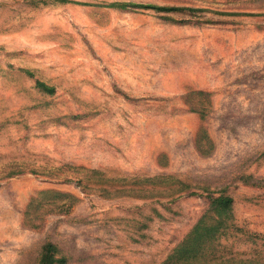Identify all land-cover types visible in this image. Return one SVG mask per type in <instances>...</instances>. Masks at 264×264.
<instances>
[{"label":"rangeland","instance_id":"1","mask_svg":"<svg viewBox=\"0 0 264 264\" xmlns=\"http://www.w3.org/2000/svg\"><path fill=\"white\" fill-rule=\"evenodd\" d=\"M262 151L264 0H0V264H164L222 194L203 261L264 264Z\"/></svg>","mask_w":264,"mask_h":264},{"label":"trees","instance_id":"2","mask_svg":"<svg viewBox=\"0 0 264 264\" xmlns=\"http://www.w3.org/2000/svg\"><path fill=\"white\" fill-rule=\"evenodd\" d=\"M112 6L115 7H126L129 6L127 4H112ZM135 6V5H134ZM135 7H143V8H154L159 9L162 11L167 12H173L178 11L181 8H169V7H158L154 5H136ZM36 86L43 92H47L49 94H52L54 92L53 87H48L45 83L41 81H36ZM261 157L264 159V151H262ZM90 173V171H88ZM92 174H98L96 171H92ZM159 177H151L148 180H145V182H157ZM170 178H166L165 181H168ZM78 185L85 187L82 185V181H77ZM179 187L178 190L181 192L187 190L189 188V185H185L181 181H168L167 187ZM165 187V188H167ZM122 193H126V195H129L134 190L130 191H123L120 190ZM179 192V193H181ZM177 193V194H179ZM232 198L228 195H219V196H211L209 195V203L207 207V213L210 214L209 218L211 219L209 223H207V227L204 228V225H201V222L199 224L196 223L194 229L185 237V239L179 243L174 250L172 251V254L168 257L167 261L164 264H205L203 261L205 257L208 255H212L213 252L209 253L208 250L212 246H207L206 243L209 244H215L217 240L219 239V236L221 235L219 232L220 227L224 226L222 223L223 219L227 218V215H229V212L232 208ZM202 220V219H201ZM200 220V221H201ZM228 227V225H227ZM228 229V228H227ZM226 229V231H227ZM208 248V249H207ZM63 260H60L58 258V251L54 244L51 242H46L40 252V255L38 257V261L36 264H58L62 263ZM242 264V263H239Z\"/></svg>","mask_w":264,"mask_h":264}]
</instances>
